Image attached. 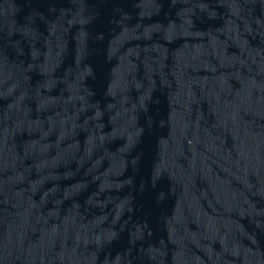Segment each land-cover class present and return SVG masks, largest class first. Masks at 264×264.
<instances>
[{
    "label": "water",
    "instance_id": "water-1",
    "mask_svg": "<svg viewBox=\"0 0 264 264\" xmlns=\"http://www.w3.org/2000/svg\"><path fill=\"white\" fill-rule=\"evenodd\" d=\"M108 245L264 256V0H0V259Z\"/></svg>",
    "mask_w": 264,
    "mask_h": 264
}]
</instances>
